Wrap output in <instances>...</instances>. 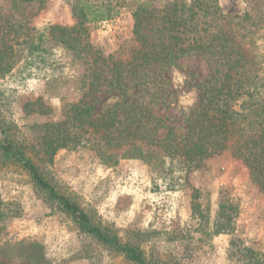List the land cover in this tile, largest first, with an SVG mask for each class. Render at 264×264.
<instances>
[{
	"label": "rangeland",
	"instance_id": "1",
	"mask_svg": "<svg viewBox=\"0 0 264 264\" xmlns=\"http://www.w3.org/2000/svg\"><path fill=\"white\" fill-rule=\"evenodd\" d=\"M220 5L229 16L246 8L244 0H220ZM73 23L71 0L15 5L13 0H0V39L15 48L13 66L0 71V122L20 141H36L40 128L32 124L60 118L64 96L71 101L80 95L71 93L73 82H64L78 66L73 56L59 47L31 51L29 43L49 25ZM133 26L132 11L124 8L114 20L91 25L89 41L104 55L123 51L121 56L127 58L130 44L125 43L134 37ZM240 42L248 57L263 61L257 74L264 86V34L256 49ZM51 44L48 40L42 45ZM55 58L62 61L53 72L50 62ZM212 68L211 59L201 54L184 56L169 68L155 65L151 70L157 80L147 88L145 82L132 85L126 100L149 105L156 115L166 116V123L180 126L183 113L197 105L199 85ZM153 92L157 96L152 97ZM120 98L117 90L104 85L86 101L95 105V117ZM38 99L53 111L34 112L30 105ZM165 133L158 129L159 136ZM29 154L57 190L76 201L95 224L121 242L139 246L153 263L264 264V194L230 152L205 160L200 168L179 171L175 187L158 178L150 165L127 154L117 164L102 163L89 145L59 149L52 161L43 151ZM224 200L236 211H230L232 228L220 231L226 223L220 209ZM0 203L8 212L2 240L37 239L52 264H136L83 232L26 170L1 161Z\"/></svg>",
	"mask_w": 264,
	"mask_h": 264
},
{
	"label": "trees",
	"instance_id": "2",
	"mask_svg": "<svg viewBox=\"0 0 264 264\" xmlns=\"http://www.w3.org/2000/svg\"><path fill=\"white\" fill-rule=\"evenodd\" d=\"M34 1L44 0H13L14 5ZM160 1L166 2L158 6ZM244 1L245 10L229 16L220 0H71L73 24L49 25L28 42L31 51L48 52L59 47L73 56L78 66L64 77V82H73L71 93L80 95L71 101L64 96L60 118L32 124L40 128L36 141L18 140L0 122V161L26 170L49 199L104 247L136 264H162L153 263L139 246L123 243L95 224L76 201L44 176L29 150L43 151L52 161L59 149L89 145L106 164H117L127 154L150 165L170 187H175L179 171L200 168L205 160L230 152L245 165L251 182L264 194V86L257 74L263 61L248 57L240 42L259 47L264 34V0ZM124 8L131 9L134 18V37L131 43H125L130 44V56L123 58V51L104 55L89 41L90 26L114 20ZM48 40L51 46H43ZM14 54L13 44L0 39L1 72L11 69ZM190 54L211 59L213 68L199 85L197 105L183 113L182 125L166 123V116L156 115L149 105L127 102L132 85L145 82L147 88L157 80L153 66H177ZM61 61L51 60L53 72ZM104 85L117 90L122 98L94 117L95 105L86 99ZM156 94L153 92L152 97ZM30 106L40 115L53 111L40 99ZM161 127L166 130L164 136L158 135ZM1 205L0 236L8 216ZM220 209L226 223L219 230H229L233 219L230 211H236L235 206L224 200ZM0 264L52 262L37 239L11 241L0 237Z\"/></svg>",
	"mask_w": 264,
	"mask_h": 264
}]
</instances>
